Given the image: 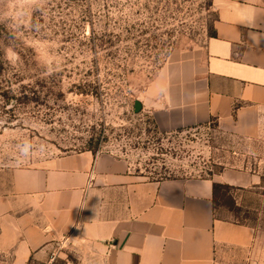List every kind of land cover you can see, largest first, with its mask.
I'll list each match as a JSON object with an SVG mask.
<instances>
[{
	"label": "rangeland",
	"instance_id": "rangeland-1",
	"mask_svg": "<svg viewBox=\"0 0 264 264\" xmlns=\"http://www.w3.org/2000/svg\"><path fill=\"white\" fill-rule=\"evenodd\" d=\"M217 17L213 0H0V194L14 168L85 150L121 155L148 180L264 176V125L252 136L216 121L167 133L142 109L169 54L204 45ZM216 207L264 230V185L217 184ZM62 246L56 264L90 261Z\"/></svg>",
	"mask_w": 264,
	"mask_h": 264
},
{
	"label": "crops",
	"instance_id": "crops-1",
	"mask_svg": "<svg viewBox=\"0 0 264 264\" xmlns=\"http://www.w3.org/2000/svg\"><path fill=\"white\" fill-rule=\"evenodd\" d=\"M215 35L169 54L142 89L159 131L211 121L252 136L264 125V0H213ZM260 172L148 180L109 152L66 153L12 170L0 194V264H47L65 243L78 264H264V230L217 215L216 185Z\"/></svg>",
	"mask_w": 264,
	"mask_h": 264
},
{
	"label": "built area",
	"instance_id": "built-area-1",
	"mask_svg": "<svg viewBox=\"0 0 264 264\" xmlns=\"http://www.w3.org/2000/svg\"><path fill=\"white\" fill-rule=\"evenodd\" d=\"M56 256L54 253L50 256L49 262L47 264H56Z\"/></svg>",
	"mask_w": 264,
	"mask_h": 264
},
{
	"label": "trees",
	"instance_id": "trees-1",
	"mask_svg": "<svg viewBox=\"0 0 264 264\" xmlns=\"http://www.w3.org/2000/svg\"><path fill=\"white\" fill-rule=\"evenodd\" d=\"M213 35H215V30H214V33L211 36H213ZM161 177H162V179H158V180L170 179V177L167 178L166 175H162ZM171 178H173V177H171Z\"/></svg>",
	"mask_w": 264,
	"mask_h": 264
},
{
	"label": "clouds",
	"instance_id": "clouds-1",
	"mask_svg": "<svg viewBox=\"0 0 264 264\" xmlns=\"http://www.w3.org/2000/svg\"><path fill=\"white\" fill-rule=\"evenodd\" d=\"M29 145H30V143H26V145H25V146H26V147H28Z\"/></svg>",
	"mask_w": 264,
	"mask_h": 264
}]
</instances>
